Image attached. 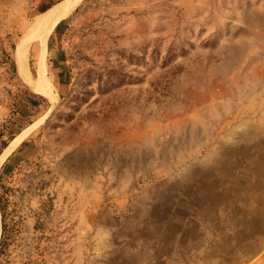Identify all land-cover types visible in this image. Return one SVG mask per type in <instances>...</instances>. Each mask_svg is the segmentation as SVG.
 Segmentation results:
<instances>
[{
  "label": "rangeland",
  "instance_id": "rangeland-1",
  "mask_svg": "<svg viewBox=\"0 0 264 264\" xmlns=\"http://www.w3.org/2000/svg\"><path fill=\"white\" fill-rule=\"evenodd\" d=\"M61 1L0 0V264H264V0H81L49 92Z\"/></svg>",
  "mask_w": 264,
  "mask_h": 264
},
{
  "label": "bare ground",
  "instance_id": "bare-ground-1",
  "mask_svg": "<svg viewBox=\"0 0 264 264\" xmlns=\"http://www.w3.org/2000/svg\"><path fill=\"white\" fill-rule=\"evenodd\" d=\"M81 0H63L60 3L54 5L51 9H49L46 13L41 15L40 17H36L37 19L32 24V26L27 30L24 37L20 40L17 51V66L21 74L25 79L30 81L29 79V71L26 68V54L28 53L27 48L28 45L33 42L43 31L54 27L61 20L68 17L72 11L76 8V6L80 3ZM21 75V76H22ZM22 135L17 136L8 146L7 149L4 150L3 154L0 157V164L3 159L10 153L11 149L16 146L19 142ZM0 232H1V224H0Z\"/></svg>",
  "mask_w": 264,
  "mask_h": 264
},
{
  "label": "crops",
  "instance_id": "crops-1",
  "mask_svg": "<svg viewBox=\"0 0 264 264\" xmlns=\"http://www.w3.org/2000/svg\"><path fill=\"white\" fill-rule=\"evenodd\" d=\"M50 35L46 36L44 39H39L38 41H33V42H43V49H42V55L40 57V60L38 62V69H37V77L38 79L42 82V84L44 86H38L40 89L42 90H45V91H48L47 89H49V92H51V84L46 82V78H45V71H44V62H43V59H44V56H45V45H46V42H47V39ZM38 93L40 94H44L42 93V91H37Z\"/></svg>",
  "mask_w": 264,
  "mask_h": 264
},
{
  "label": "trees",
  "instance_id": "trees-1",
  "mask_svg": "<svg viewBox=\"0 0 264 264\" xmlns=\"http://www.w3.org/2000/svg\"><path fill=\"white\" fill-rule=\"evenodd\" d=\"M2 243H0V249H1Z\"/></svg>",
  "mask_w": 264,
  "mask_h": 264
}]
</instances>
